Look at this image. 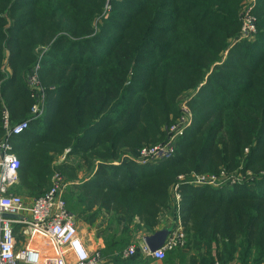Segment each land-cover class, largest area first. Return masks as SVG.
<instances>
[{
    "label": "trees",
    "instance_id": "trees-1",
    "mask_svg": "<svg viewBox=\"0 0 264 264\" xmlns=\"http://www.w3.org/2000/svg\"><path fill=\"white\" fill-rule=\"evenodd\" d=\"M246 1L0 0V142L5 114L29 122L10 191L42 196L67 153L68 211L98 223L111 257L158 232L178 177L214 176L224 185L181 187L186 242L164 264H264V0L254 39L234 45ZM181 96L193 123L173 157L122 160L168 141ZM239 174L250 181L231 185Z\"/></svg>",
    "mask_w": 264,
    "mask_h": 264
},
{
    "label": "built area",
    "instance_id": "built-area-1",
    "mask_svg": "<svg viewBox=\"0 0 264 264\" xmlns=\"http://www.w3.org/2000/svg\"><path fill=\"white\" fill-rule=\"evenodd\" d=\"M254 8L255 4H247L244 8L241 16L242 30L234 45L254 39L257 32ZM35 77L33 71L31 85L36 83ZM180 110L183 116L169 129L168 141L163 145L142 149L134 161L145 166L158 161L166 162L173 157L176 139L193 123V116L186 103ZM32 114L34 118L42 116L43 110L39 104L32 108ZM3 128L5 138L0 144V264H115L112 258L104 259L99 251L87 248L75 216L68 211L65 193L69 185L60 172H54L50 188L36 199L26 200L10 193V189L18 182L20 168L18 158L12 153L10 141L23 134L29 128V122L13 126L5 114ZM217 179L214 176L195 175L191 178L178 177V183L172 190L174 210L167 217L168 227L165 229L169 230V234L164 245L153 252L142 238L117 256L129 260L139 252L148 261L143 264H163L167 253L184 247L186 242L181 214V187L188 184L218 188L220 183ZM17 236L28 241L22 248L17 247Z\"/></svg>",
    "mask_w": 264,
    "mask_h": 264
},
{
    "label": "crops",
    "instance_id": "crops-1",
    "mask_svg": "<svg viewBox=\"0 0 264 264\" xmlns=\"http://www.w3.org/2000/svg\"><path fill=\"white\" fill-rule=\"evenodd\" d=\"M4 138H5V136H4ZM13 139V138H12ZM12 139H11V141H12ZM4 140V139H3ZM11 141H10V144H11ZM11 147H12V144H11ZM13 153V152H12ZM14 154V153H13ZM15 155V154H14ZM116 166V165H115ZM68 183V188L73 184V183H71V182H67ZM68 188H67V190H68ZM11 190V189H10ZM67 190H66V193H67ZM10 193H12L11 191H10ZM66 193H65V196H66ZM26 200L28 199V200H31V199H34V198H30V197H26L25 198ZM65 201H66V199H65ZM75 219H76V224H77V226L79 227V229H80V231H81V228H86L87 230L89 229L90 230V232L91 233H89V238H87L85 235H83L82 234V231H81V234H82V238H83V241L85 242V244H86V246H87V248L90 250V251H99L100 253H101V255H102V257L104 258V259H113L114 260V263L117 261V260H119V261H121V262H126V261H128V260H122L121 258H120V256H117V254H119V252L118 253H116L114 256H111V257H105L103 254H102V251H103V249H104V244H103V241H102V239L101 238H99L98 236H97V232H98V230H99V228H98V223H97V225L96 226H93V227H91V226H88L86 223H84V222H81V221H79L76 217H75ZM165 222H166V224L165 225H161L160 227H159V229H158V231H161V230H164L165 229V227H168V225H167V222H168V218L165 220ZM164 222V223H165ZM149 236H152V235H146V236H144V235H139V236H137L136 237V239H135V241L134 242H136L137 240H140V239H144V241H145V238L146 237H149ZM16 240H17V247L18 248H22V246L23 245H25L28 241H27V239H24V238H22L21 236H17L16 237ZM133 242V243H134ZM132 243V244H133ZM116 264V263H115ZM164 264V263H163Z\"/></svg>",
    "mask_w": 264,
    "mask_h": 264
},
{
    "label": "rangeland",
    "instance_id": "rangeland-1",
    "mask_svg": "<svg viewBox=\"0 0 264 264\" xmlns=\"http://www.w3.org/2000/svg\"><path fill=\"white\" fill-rule=\"evenodd\" d=\"M245 4L247 5H253V4H255V7L257 6V0H247L246 2H245ZM245 5V6H246ZM253 14H254V12H253ZM190 99V98H189ZM189 99H187V97H184V96H181L180 97V103H182L181 105H180V108H182L183 107V104L184 103H186V102H188V100ZM188 106V105H187ZM188 109L190 110V108L188 107ZM190 113H191V115L193 116V114H192V112H191V110H190ZM3 142V140L0 142V144ZM66 154L67 153H64L63 155H61L58 159H56L54 162H53V165H52V170H53V174H54V172H59V170H58V168L60 167V165H62L63 163H66V161H67V158H66ZM124 155H127V156H124ZM124 155L122 156V160H133L134 161V159H135V156L134 155H136V152H132V151H128V152H126V153H124ZM163 162H165V161H158V162H156V163H154L153 164V166H156V165H159L160 163H163ZM117 166V165H116ZM61 172V171H60ZM248 178V176H246L245 174H239L238 175V177L236 178V179H234V178H232L231 179V181H230V184L231 185H234V183L236 182V181H238L237 183L239 184V183H248L250 180L249 179H247ZM66 179V178H65ZM67 180V179H66ZM217 181H218V184L220 183V187L221 186H223L224 185V183L221 181V180H218L217 179ZM67 182H69V181H67ZM51 186V185H50ZM50 188V187H49ZM68 192V191H67ZM19 196H22L23 198H26L27 196H24V195H19ZM66 196H67V193H66ZM66 196H65V199H66ZM163 223V222H162ZM161 223V224H162ZM163 225H164V223H163ZM159 229V228H158ZM81 231H82V234L83 235H85L87 238H89V233H91L90 232V230L88 229H86V228H81ZM144 236H148V234L147 233H145V234H143ZM196 252V251H195ZM171 253H169L168 255H167V257L170 255ZM196 254V253H195ZM170 256H172V255H170ZM178 258V257H177ZM188 260H189V258L187 259L186 258V261H187V263H188ZM175 262H176V264H178V261H177V259L175 260ZM187 263H185V264H187Z\"/></svg>",
    "mask_w": 264,
    "mask_h": 264
},
{
    "label": "water",
    "instance_id": "water-1",
    "mask_svg": "<svg viewBox=\"0 0 264 264\" xmlns=\"http://www.w3.org/2000/svg\"><path fill=\"white\" fill-rule=\"evenodd\" d=\"M8 218H13V217L8 216ZM168 234H169V230L167 229L158 231L154 235L146 237L145 242L149 246L150 250L154 252L160 249L164 245Z\"/></svg>",
    "mask_w": 264,
    "mask_h": 264
}]
</instances>
